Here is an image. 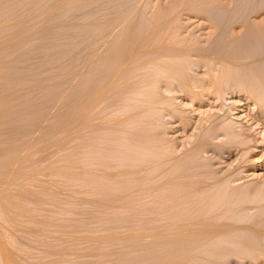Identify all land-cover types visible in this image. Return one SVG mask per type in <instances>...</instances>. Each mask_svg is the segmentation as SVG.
<instances>
[{"label":"rangeland","instance_id":"obj_1","mask_svg":"<svg viewBox=\"0 0 264 264\" xmlns=\"http://www.w3.org/2000/svg\"><path fill=\"white\" fill-rule=\"evenodd\" d=\"M88 1L43 0L35 13L13 16L4 11L5 3L18 2L20 9L24 4H31V0H0V264H181L178 251L172 252L170 244L165 243V239L171 237L170 226L166 230L162 224L166 217L172 216L170 219L174 220L186 189L198 188L199 180L211 181L210 174L196 171L192 165L199 170H211L226 183L230 178L231 186L250 183L264 186V39L261 40V35L259 40L263 43L257 41L260 45L233 41L251 32L241 29L244 22L243 25L237 23L242 13L248 15L255 10L251 16L262 15L264 5L258 2L261 7L254 5L253 9V2L251 6L248 0L244 1L252 10L248 7L250 11L244 13L242 9L247 4L244 7L240 5L244 3H240L243 7L240 15L237 2L233 4L237 9L234 13L232 0H220L221 3L217 0L220 6L232 5L234 12L227 8L226 15L230 22L237 23L233 29L231 24L224 23V20L230 23L224 13H221L223 20L217 13L209 18L200 14L196 5L197 13L185 10L189 0L187 3L185 0ZM165 1L170 2L169 5ZM79 3L84 8L79 7ZM74 6H78L79 11L82 8L81 12H72ZM54 16L57 19L54 30L60 37L42 42L37 29L45 25L48 17ZM250 18H246L245 24ZM68 25H73V30H67ZM83 30L110 31L97 37L100 42L95 39L89 49L83 47L79 57L74 55L75 60L66 58L72 33L75 38ZM231 31L232 46L229 40V44L222 45V37ZM130 32L134 40L128 39ZM111 40L127 44L133 52L126 48L129 51L123 52L124 57L121 56L108 75L97 80L85 75L84 60L89 50L93 49L89 55L93 53L97 57ZM198 44L202 51H191V47ZM162 45L166 56L162 55ZM181 46L180 50L185 52L175 55V50ZM132 54L138 56L132 58ZM200 56L212 64L209 62L208 68L188 65L187 69L185 62L190 64L192 59L191 64L196 63ZM175 66L185 69L176 72L177 80L182 77L183 84L181 80L173 82L176 77L171 71H176ZM185 71L188 76L194 74L196 82L191 77L185 78ZM240 74L244 77L240 78ZM211 75L213 82L208 79ZM162 76L167 79L163 81ZM198 77L200 81L202 77L204 88L197 82ZM228 79L244 83L241 88L230 84L224 90L223 84ZM187 88L196 94L192 95L191 90L188 93ZM214 124L231 129L224 128L226 134L222 129H209ZM144 125L148 129L144 127L143 132ZM196 144L201 147L199 152L193 158L184 157ZM143 152L147 163L141 158ZM177 158H183L181 163L165 172V164L172 165ZM174 176L181 184L162 186L164 177ZM189 176L198 183L185 185ZM202 200L206 202L203 197ZM246 211L256 212L255 208ZM178 214L179 211L177 217ZM175 220L171 227L174 231V223L176 226L178 223ZM162 231H169V235L165 238ZM236 233L247 236L255 244L260 237L243 230ZM162 234L163 246H169L168 250L165 247L162 251ZM260 248L259 256L246 252L248 256L241 264H264V241ZM233 259H229L228 264H238Z\"/></svg>","mask_w":264,"mask_h":264},{"label":"bare ground","instance_id":"obj_2","mask_svg":"<svg viewBox=\"0 0 264 264\" xmlns=\"http://www.w3.org/2000/svg\"><path fill=\"white\" fill-rule=\"evenodd\" d=\"M28 1H30V0H26V2H28ZM43 0H31V4H24L23 5V8H20L19 9V7H20V5H19V3L18 2H7V3H5L4 4V7H3V9H4V11L7 13V14H10V15H13V16H15L16 14H25V13H28V12H31L32 11V13H35L34 11H35V9H38V6H39V4L42 2ZM88 1V0H87ZM89 1H91V0H89ZM88 1V2H89ZM181 1V0H180ZM180 1H179V3H180ZM190 1V4H188L187 5V9H185V10H189L190 12H192V10L193 11H195V10H197L196 9V6L198 7L199 6V12H200V14L201 13H203L204 15H206V17H212L211 15L212 14H214V13H217V15H220V18H221V15L224 13V15H226V12L228 11V9H231L230 7H232V5L234 4V2L236 3H238L237 4V9H238V13H239V10H240V15H241V8H243L242 6H244L245 7V4H247L246 2L244 3V1H247V0H232L231 2H232V5L231 6H229V8H228V6H226V3L223 5H221L220 6V0H213V1H211V0H189ZM222 1V0H221ZM224 1V0H223ZM228 1H230V0H228ZM23 3H24V1H22ZM25 2V3H26ZM166 2V1H165ZM185 2L187 3L188 2V0L186 1L185 0ZM216 2H218V3H216ZM225 2V1H224ZM248 3H250V5L251 4H253V9L255 8V6H257V5H259L260 3L262 4V6L264 5V1L263 0H248L247 1ZM253 2V3H252ZM255 2H257L256 4H255ZM258 2H259V4H258ZM167 3V2H166ZM165 3V4H166ZM169 3L170 2H168L167 4L169 5ZM176 3L178 4V2L176 1ZM240 3H244V4H240ZM83 4V3H82ZM163 4V3H162ZM176 4V5H177ZM239 4L240 5H242V6H239ZM79 7H82V8H84L82 5H81V3H79ZM180 5V4H179ZM182 5L183 6H185L186 7V4L184 5V3H182ZM181 5V6H182ZM196 5V6H195ZM250 5H248L247 4V7H245L244 8V10L242 9V11L245 13V10H248V11H250V9H251V7H250ZM255 5V6H254ZM164 6V5H163ZM174 6V5H173ZM195 6V7H194ZM234 6V8L236 9V5H233ZM252 6V5H251ZM79 7L77 6H74V8L72 9V12H74V13H78V11H79ZM248 7H250V9H248ZM261 6L259 5V8H260ZM82 8L80 9V11L79 12H81V10H82ZM179 8V7H178ZM194 8V9H193ZM228 8V9H227ZM263 8V7H262ZM237 9L236 10H230L231 12H234V13H237ZM167 10L169 11V8H167ZM173 10V9H172ZM183 10H184V7H183ZM252 10V9H251ZM262 10V9H261ZM181 11V10H180ZM253 11V10H252ZM252 11H251V13L250 12H248V13H250V14H248L247 15V12H246V15H244L243 13H242V15H241V17L243 18V20H242V22H241V19H240V21H239V18H238V21H237V23H241L240 25H243V22H244V25L243 26H240L241 27V29H244V30H247V31H250L251 30V32H249L247 35H245V36H242L241 35V37H239L238 36V38L236 37V39L234 38L233 39V41L235 40L236 41V43H238V44H255V42L257 43V41H263V35H264V14H262V15H257L256 14V16L254 17V15L253 16H251V14H252ZM257 11V10H256ZM182 12H184V11H182ZM196 12V11H195ZM194 12V13H195ZM254 12H255V10L253 11V14H254ZM258 12H259V10H258ZM261 12V11H260ZM165 13H166V11H165ZM172 13V12H171ZM197 13V12H196ZM220 13V14H219ZM222 13V14H221ZM163 14H164V12H163ZM168 14V13H167ZM192 14H193V12H192ZM232 14V13H231ZM177 15H180V14H178L177 13ZM181 15H182V13H181ZM188 15H189V13H188ZM232 15H234V14H232ZM244 15V16H243ZM223 16V15H222ZM227 16V15H226ZM238 17L237 15H234V17ZM246 16V18L248 17V18H250V16H251V18H250V21H247V23L248 24H245V21L247 20L246 18H245V20H244V17ZM182 17V16H181ZM225 17V16H224ZM166 18H167V16H166ZM227 18H228V20H229V22H230V20L231 19H229V17L227 16ZM230 18H232V16L230 17ZM56 19V17L54 16V17H48L47 18V22L45 23V25L43 26V27H39V29H37V30H40V40L42 41V42H52V40H56V39H59L58 37H60V34L56 31V30H54V28H56L55 26V24L57 23V19ZM165 19V18H164ZM173 19V18H172ZM221 19H223V17L221 18ZM224 20V19H223ZM223 20H222V22H223ZM55 21H56V23H55ZM170 21H171V19H170ZM221 21V20H220ZM226 21H227V19H226ZM234 22V23H233ZM224 23H227L229 26H230V24H231V26L230 27H233V29L236 27V25H237V23L235 22V20H233V21H231L230 23H228V21L227 22H225V20H224ZM165 26H166V24H164ZM163 25V26H164ZM169 25V24H168ZM233 25H235V27L233 26ZM239 25V24H238ZM212 26H214V25H212ZM215 27H217L216 26V24H215ZM240 27H238V28H240ZM67 30H73V25H68L67 26ZM77 30V29H76ZM238 30V29H237ZM252 30H253V32H252ZM108 30H87V31H85V30H83L81 33H78V35L77 36H75V38H74V36H73V33H72V38H71V36L69 37V38H71V40H69L68 42H67V47H66V51H65V55H66V58L68 57V59L70 58V59H74L75 60V58H77L76 56L78 55V54H80V50L81 49H83V47H85L84 49H86V46H87V48H88V46L89 47H91V46H94V42H95V39H98L97 37H100V35L101 36H103L105 33L107 34L108 32H107ZM112 31V30H111ZM231 33H233L232 31L229 33L228 32V34L227 35H225L224 37H222V39H221V41L220 42H222V45L224 44V43H228L230 40V34ZM113 34V33H112ZM114 34H115V31H114ZM121 34V33H120ZM243 34V33H242ZM245 34V33H244ZM74 35H76V34H74ZM109 35V34H108ZM119 35V34H118ZM133 35V32L131 33H128V35H127V37H128V39L129 38H131L130 36H132ZM232 35V34H231ZM261 35H262V37H261ZM112 36V35H111ZM135 36H137V35H135ZM134 36V37H135ZM227 36H228V38H227ZM77 37H79V39L77 38ZM261 37V40H259V38ZM101 38V37H100ZM108 38H109V36H108ZM133 38V37H132ZM131 38V39H132ZM137 38H138V36H137ZM241 38V39H240ZM51 39V40H50ZM111 39V38H110ZM131 39H130V41H131ZM240 39V41L238 42L237 40H239ZM67 40H68V38H67ZM99 40V39H98ZM98 40H97V43H98ZM102 40V39H101ZM114 40V39H113ZM132 40H134V39H132ZM139 40V39H138ZM227 40V41H226ZM229 40V41H228ZM92 41V42H91ZM260 42L261 44L263 43V42ZM99 42H100V40H99ZM129 42V41H128ZM135 42H136V38H135ZM134 42V43H135ZM174 42V41H173ZM219 42V41H218ZM92 43V44H91ZM109 45H107L106 43V45H107V48L103 51V53L101 52L100 53V55H98L97 57L95 56L94 57V54L93 53H91L90 55H89V53L91 52V51H93V49H91V50H89L90 52L88 53V57L86 58V60H84V62H85V64H84V67H85V72H83V73H85V75H89V77H91V78H93L94 80H97V79H99L101 76H103V75H108L109 73H110V71L111 70H113V68H115L117 65H118V63H119V59L121 58V56L123 55V52H124V54H126V51H127V49L126 48H128L127 47V44H125V43H123V44H125V45H122V44H120V43H118L117 41L116 42H114V41H112L111 40V42L109 41ZM131 43H132V41H131ZM166 43V42H165ZM177 43V42H176ZM229 43H231V41L229 42ZM228 43V44H229ZM260 43H257V44H259L260 45ZM139 44V43H138ZM218 44V43H217ZM264 44V43H263ZM91 45V46H90ZM98 44H96L95 46H97ZM100 45V44H99ZM98 45V46H99ZM136 45V44H135ZM178 45V44H177ZM133 46V45H132ZM140 47H141V45H139ZM167 46V45H166ZM186 46V45H185ZM195 46V45H194ZM231 46H232V43H231ZM95 48V47H94ZM104 48V47H103ZM142 48V47H141ZM165 48V47H164ZM182 48V46L180 47V48H178L177 47V51L175 50V55L177 54V52H179L180 54H181V52H185V50H180ZM205 48V47H204ZM89 49V48H88ZM101 49H102V47H101ZM126 49V50H125ZM131 49H133L134 50V47L132 48L131 47ZM140 49V48H139ZM189 49H190V47H189ZM202 46L200 47V45L198 44V46H196V47H191V51H202ZM129 50H130V47H129ZM128 50V51H129ZM127 51V52H128ZM131 51V50H130ZM142 51H144V50H142ZM141 51V52H142ZM169 51H171V50H169ZM187 51V50H186ZM189 51V50H188ZM190 51V52H191ZM73 52H75L74 54H73ZM78 52V53H77ZM133 51H131L130 53H132ZM137 52V51H136ZM136 52L134 51V53L136 54ZM172 52H174L173 50H172ZM129 53V54H130ZM165 52H164V50H163V45H162V55L164 54ZM203 53H204V51H203ZM76 54V56H74ZM128 53H127V56L126 57H129L128 55H129ZM172 54V53H171ZM81 55V54H80ZM87 55V54H86ZM86 55H85V57H86ZM165 56H166V54H164ZM173 55V54H172ZM174 55V56H175ZM132 56V58L133 57H135L136 55H134L133 56V54L132 55H130V57ZM138 56V55H137ZM136 56V57H137ZM178 56V55H177ZM221 56V55H220ZM78 57H79V55H78ZM82 57V56H81ZM84 57V56H83ZM122 57H124V56H122ZM201 57V56H200ZM158 58V57H157ZM128 59H130V58H128ZM128 59H126V62H129L130 63V61H128ZM164 59H165V57H164ZM211 59V57L209 58V60ZM224 59V58H223ZM222 59V60H223ZM133 60V59H132ZM145 60H146V62H147V59L145 58ZM224 60H227V59H224ZM133 61H135V60H133ZM155 61H156V58H155ZM176 61V60H175ZM178 61V60H177ZM183 61V60H182ZM70 63H71V60L69 61ZM141 62V61H140ZM152 62V65L154 66V64H153V62L154 61H151ZM209 62H211V61H208L207 59H205V58H200L196 63H194L193 62V64H191L192 63V59H191V63L190 64H187V62H185L186 63V66H187V69H188V65H190L192 68H193V65L195 64V66L194 67H197V65L196 64H200V66L201 65H204V66H206L207 68H208V66L210 65V63ZM220 62H223V61H221V59H220ZM46 63V62H45ZM131 63H132V61H131ZM130 63V64H131ZM138 63V62H137ZM142 63V62H141ZM150 63V62H149ZM181 63V62H180ZM143 64V63H142ZM142 64H141V66H142ZM157 64H159V62L157 63ZM211 64H212V62H211ZM69 65V64H68ZM128 65V64H127ZM132 65H133V63H132ZM132 65H131V67H132ZM135 65V64H134ZM144 65V64H143ZM151 65V64H150ZM180 65V64H179ZM247 65V64H246ZM120 66V65H119ZM136 66H138V65H136ZM136 66H135V68H136ZM140 66V67H141ZM152 66V67H153ZM156 66V65H155ZM159 66L161 67V64H159ZM159 66H156V67H159ZM248 66V65H247ZM246 66V67H247ZM251 66H252V64H251ZM130 67V66H129ZM130 67V68H131ZM143 67V66H142ZM176 68L174 69V70H176V71H171L172 73H173V76L174 77H176V79H173V82H174V80L175 81H180V83H182L183 84V82L184 81H182L183 79H181L180 78V80L178 79L177 80V76L178 75H176V72L178 71V73H179V70H181L180 72H182V68L184 67V65H183V67L182 68H180V69H178V67L179 66H175ZM191 67L189 68V69H191ZM127 68H128V66H127ZM129 68V69H130ZM144 68H145V66H144ZM143 68V69H144ZM155 68V67H154ZM164 68V67H163ZM170 68V67H169ZM184 68H186V67H184ZM183 68V71L185 70ZM138 69V68H137ZM165 69V71H166V68H164ZM168 69V68H167ZM196 69V68H195ZM258 69H259V67H258ZM120 70L122 71V68H120ZM147 70V69H146ZM251 70V69H250ZM256 70V69H255ZM124 71V70H123ZM141 71H142V69H141ZM145 71V69L143 70V72ZM156 71H157V69H156ZM159 71V70H158ZM186 71H188L189 72V70H186ZM185 71V72H186ZM192 71V70H191ZM254 71V70H253ZM150 72V71H149ZM153 72V71H152ZM155 72V71H154ZM168 72H169V69H168ZM137 73V72H136ZM140 73V72H139ZM163 73H164V70H163ZM170 73V72H169ZM174 73H175V75H174ZM187 73V72H186ZM143 74V73H142ZM147 74V73H146ZM188 74L189 73H187L186 75V77L185 78H187L188 79V77H191L192 79H193V77H195V75L193 74V76H188ZM158 75V74H157ZM184 75V74H183ZM137 76H139V75H137ZM144 76V75H143ZM150 76V75H149ZM148 76V77H149ZM166 76H167V74H166ZM185 76V75H184ZM241 76H242V78L244 77L243 76V74H240V78H241ZM133 77V76H132ZM151 77V76H150ZM163 77V81H165L164 80V76H162ZM179 77V76H178ZM211 77L212 78H208L209 80L211 79H213V76L211 75ZM237 77V76H236ZM239 77V76H238ZM134 78V77H133ZM157 78V77H156ZM170 78H171V76H170ZM197 78V77H196ZM206 78V77H205ZM135 79H136V77H135ZM145 79V78H144ZM155 79V77L153 78V80ZM187 79H186V81H187ZM238 79V78H237ZM146 80V79H145ZM145 80H143V81H145ZM156 81H157V79H155ZM170 80V79H169ZM171 80H172V78H171ZM185 80V79H184ZM190 80V79H189ZM193 80H195L194 82H196V80L197 79H193ZM207 80V79H206ZM214 80V79H213ZM213 80H212V82H213ZM218 79H216V81H217ZM244 80V79H243ZM263 80V79H262ZM124 81V80H123ZM148 80H146V82H147ZM162 81V82H163ZM186 81H185V83H186ZM203 81H204V79H203ZM264 81V80H263ZM130 82V81H129ZM154 82V81H153ZM162 82H160V84H162ZM193 82V83H194ZM197 82H202V77H201V81H200V79H199V77H198V81ZM205 82V81H204ZM242 81H240V80H238V82L237 81H235V80H227V82L225 81V83L223 84L224 86L222 87V89H224L225 90V88H226V90H227V86H230V84H231V86H232V84L234 85H236L237 87H239V88H241L242 87V85H243V83H241ZM88 83V82H87ZM124 83V82H123ZM132 83V82H131ZM138 83H141V81H139ZM149 83V82H148ZM148 83H146L147 85H148ZM159 83V82H158ZM175 83V82H174ZM208 83V82H207ZM211 83V82H210ZM209 83V84H210ZM164 84H165V82H164ZM166 84H167V82H166ZM165 84V85H166ZM177 84V83H176ZM175 84V85H176ZM190 84V83H189ZM195 84V83H194ZM126 85H129V83H126ZM145 85V84H144ZM150 85V84H149ZM174 85V86H175ZM179 84H177V86H178ZM181 85V84H180ZM196 85H200L199 83H197ZM203 85H204V83H203ZM202 85V83H201V86H203ZM211 85H212V83H211ZM234 85V86H235ZM130 86V85H129ZM135 86V85H134ZM163 86V85H162ZM213 86V85H212ZM216 86V89L218 88V85H215ZM233 86V87H234ZM123 87V86H122ZM137 87V86H136ZM136 87H135V89H136ZM183 87V86H182ZM186 87H187V85H186ZM186 87H184V88H186ZM120 88V87H119ZM123 88H125V87H123ZM123 88H122V90H123ZM143 88V87H142ZM149 88H151V87H149ZM174 88V87H173ZM203 88H204V86H203ZM220 88V87H219ZM121 89V88H120ZM139 89H141V88H139ZM155 89V88H154ZM176 89V88H175ZM174 89V90H175ZM190 89V88H189ZM215 89V88H214ZM101 90V89H100ZM147 90V89H146ZM144 91V92H146V94H147V91ZM151 90V89H150ZM187 90H188V88H187ZM191 91L193 90V89H190ZM190 90H188L187 92L189 93L190 92ZM194 90H195V88H194ZM219 90V89H218ZM156 91H157V89H156ZM179 91H180V89H179ZM186 91V90H185ZM154 92V91H153ZM177 92V91H176ZM194 91H192V95L194 94H196V91L193 93ZM198 92V91H197ZM214 92V91H213ZM219 92H220V90H219ZM221 92H222V90H221ZM184 93V92H183ZM264 93V92H263ZM138 93H136V95H137ZM191 94V93H190ZM201 94H203V93H201ZM121 95H122V93H121ZM139 95H143V94H139ZM163 95V94H162ZM189 95V94H188ZM109 96V95H108ZM123 96V95H122ZM127 96V95H126ZM134 96V95H133ZM200 96V95H199ZM198 96V97H199ZM259 96V95H258ZM129 97L131 98V96H130V94H129ZM134 97H136V96H134ZM166 97H167V95H166ZM197 97V98H198ZM103 98V97H102ZM143 98V97H142ZM163 98V97H162ZM200 98V97H199ZM98 99V98H97ZM124 99H125V97H124ZM169 99H170V97H169ZM127 100V99H126ZM163 100V99H162ZM171 100V99H170ZM89 101V100H88ZM101 101V103H102V99L100 100ZM129 101V100H128ZM127 101V102H128ZM142 101H143V99H142ZM94 102V101H93ZM145 102H146V100H145ZM144 102V103H145ZM96 103V102H95ZM97 103H98V101H97ZM129 103H130V105H131V102L129 101ZM137 103V102H136ZM99 104H100V102H99ZM132 104H134V103H132ZM162 104H163V101H162ZM138 105V104H137ZM147 104H145V106H146ZM150 105V104H149ZM167 105V104H166ZM99 106V105H98ZM163 106H164V104H163ZM132 107V106H131ZM148 108H149V106H147ZM161 107V106H160ZM165 107V106H164ZM146 108V107H145ZM166 108V107H165ZM100 109V108H99ZM97 110V109H96ZM169 110V109H168ZM173 110V109H172ZM139 111V110H138ZM146 112V111H145ZM96 113H97V111H96ZM98 113H99V111H98ZM144 113V112H143ZM170 113V112H169ZM127 114H128V112H127ZM138 114V113H137ZM147 114V113H146ZM174 113H172V115H173ZM134 115H136L135 113H134ZM95 116V115H94ZM133 116V115H132ZM142 116V115H141ZM147 116V115H146ZM96 117H98V116H96ZM154 116H152L151 118H153ZM159 117V116H158ZM124 118H127L126 116L124 117ZM140 118V117H139ZM163 118V117H162ZM156 119V118H155ZM144 120H145V118H144ZM144 120H142V122L144 121ZM153 120V119H152ZM186 121V120H185ZM184 121V122H185ZM214 121H216V120H214ZM220 121V120H219ZM144 122H147V121H144ZM138 123V122H137ZM151 123V122H150ZM186 123V122H185ZM212 123H213V121H212ZM147 124V123H146ZM160 124H161V122H160ZM201 124H203V123H201ZM205 124V123H204ZM207 124V123H206ZM226 124V123H225ZM162 125V124H161ZM156 126V125H155ZM214 126H215V124H214ZM214 126H212L213 128H209V129H224L221 125H218V124H216V126L214 127ZM144 127H145V125L143 126V129H142V131L144 132L145 130H144ZM158 127H159V125H158ZM158 127H155V128H158ZM200 127V126H199ZM205 127H206V125H205ZM231 127H233L234 128V126H231ZM133 128H134V126H133ZM146 128V127H145ZM154 128V129H155ZM146 129H148V128H146ZM149 129H150V127H149ZM152 129V128H151ZM162 129V128H161ZM167 129V128H166ZM201 129V128H200ZM229 129H231V128H229ZM229 129H227V128H225V130H229ZM153 130V129H152ZM208 130V129H207ZM218 130V131H219ZM125 131V130H124ZM142 131H140V133L142 132ZM150 131V130H149ZM159 131V130H158ZM230 131H232L233 132V130H230ZM229 131V132H230ZM122 132V131H121ZM217 132V131H216ZM232 132H230L231 134H232ZM139 133V132H138ZM165 133V132H164ZM212 133V132H211ZM223 133L224 134H226V132H224V130H223ZM228 133V132H227ZM119 134H121L120 132H119ZM128 134V133H127ZM135 134V133H134ZM142 134V133H141ZM147 134V133H146ZM236 134V133H235ZM138 135V134H137ZM140 135V134H139ZM228 135H229V133H228ZM228 135H227V137H228ZM122 136V135H121ZM124 136V135H123ZM125 136H126V134H125ZM142 136V135H141ZM140 136V137H141ZM144 136H146L145 135V133H144ZM166 136V135H165ZM202 136V135H201ZM120 137V136H119ZM232 137V136H231ZM128 138V137H127ZM131 138V137H130ZM200 138V137H199ZM229 138V137H228ZM137 139V138H136ZM142 139H143V136H142ZM144 139H145V137H144ZM148 139V138H147ZM146 139V140H147ZM165 139V138H164ZM163 139V140H164ZM149 140V139H148ZM162 140V141H163ZM200 140V139H199ZM201 140H203L204 141V139H201ZM226 140V139H225ZM232 140H233V137L231 138V142H232ZM134 141H135V139H134ZM137 141V140H136ZM234 141V140H233ZM128 142V141H127ZM153 142V141H152ZM167 142V141H166ZM169 142V141H168ZM213 142V141H212ZM237 142V141H236ZM236 142H235V144H236ZM126 143V142H125ZM165 143V142H164ZM200 143H203V142H200ZM204 143H205V141H204ZM220 143V142H219ZM230 143V142H229ZM234 142H232L231 143V145L233 144ZM143 144H145V142H143ZM154 144H155V141H154ZM237 144H238V142H237ZM236 144V145H237ZM127 145V144H126ZM157 145V144H156ZM155 145V146H156ZM197 146H195L194 147V149H192V150H190V152L191 153H189V154H185L184 155V157H186V158H193L194 157V155H196L197 154V152H199V148H201L200 146H199V144H196ZM201 145H203V144H201ZM226 145L228 146L229 144H227V142H226ZM248 145V144H247ZM247 145L245 146L246 148H247ZM137 146V145H136ZM147 146V145H146ZM164 146V145H163ZM221 146V145H220ZM249 146V145H248ZM128 148V147H127ZM132 148H134L133 146H132ZM142 148V147H141ZM140 148V149H141ZM149 148V147H148ZM230 148V147H229ZM237 148V147H236ZM249 148V147H248ZM121 149V148H120ZM126 149V148H125ZM143 149H145V147L143 148ZM163 149V148H162ZM165 149V148H164ZM130 150H131V148H130ZM134 150H136V149H134ZM142 150V149H141ZM119 151V150H118ZM127 151V150H126ZM166 151V150H165ZM200 151H201V149H200ZM125 152V151H124ZM123 151H122V153H124ZM133 153V152H132ZM141 153V151L139 152V154ZM147 155V154H146ZM126 156V155H125ZM136 156V155H135ZM138 156V155H137ZM142 157L141 158H143L144 157V152H143V155H141ZM148 156V155H147ZM139 157V156H138ZM149 157V156H148ZM172 157V156H171ZM170 157V158H171ZM120 158L122 159V155L120 156ZM127 158V157H126ZM126 158H125V160H126ZM150 159V158H149ZM163 159V158H162ZM182 159L183 158H177V159H175V160H173L174 161V164H173V162H172V165H170L171 163H166V160H167V158H166V160H165V162L164 163H166L165 164V172H166V170L167 169H169V168H171V166H173V165H175L176 163H178V162H180V161H182ZM128 160H129V157H128ZM132 160H133V158H132ZM139 160V159H138ZM142 160H144V158L142 159ZM147 160V159H146ZM153 160V159H152ZM117 161V160H116ZM122 161H123V159H122ZM121 161V162H122ZM145 161V160H144ZM154 161V160H153ZM162 161V160H161ZM161 161H160V164H161ZM118 162H119V159H118ZM140 163H141V160L139 161ZM143 162V161H142ZM146 162V161H145ZM155 162V161H154ZM159 162V161H158ZM167 162H169V160L167 161ZM147 163V162H146ZM181 163V162H180ZM183 164L185 163V162H182ZM128 164H129V162H128ZM150 164H153V162L151 163L150 162ZM125 165V164H124ZM162 167L161 168H163L164 167V164H163V162H162ZM170 165V166H169ZM116 166V165H115ZM114 166V167H115ZM160 166V165H159ZM196 165H192L191 167H194L195 169H196V171H200L201 173H206V174H210V179H211V181L209 182V181H207V182H205V181H200L199 180V187L198 188H196V186H195V188H192V189H190V190H188V189H186L184 192H181V194L182 193H184V196H183V198H182V201H181V203H179L178 204V207H179V209L180 210H176V212L178 213V211H179V214H178V217H177V213L175 212V214L176 215H174L173 214V212H172V214L174 215V220H175V218H176V222H178L177 223V226H176V224L174 223V225H175V228H176V232L177 233H174L175 231H174V228H171L172 226H173V222L172 221H174V220H172L171 221V217L172 216H169V217H166V215H167V213H166V215H165V217L167 218V220L165 219V217H164V219L166 220V222L164 223L163 222V224H162V226L164 225V227H166L165 229L167 230V228H168V226H170V229L172 230H170L169 228V231L170 232H172V233H174V235H172V233L170 234V236L171 237H168L167 239H165L166 240V242L165 243H168L167 245H169L170 244V247L169 246H163V245H165L164 244V240H163V234H162V251H163V249H165V247H167V250L170 248V249H172V252L175 250V253H176V250L178 251V254H179V262L181 263V264H228L229 263V259H231V258H235V262H237L238 264H241V263H243V260H244V257H246V256H248V255H250V254H258V256L260 255V253H258L259 252V250H260V252H261V249L262 248H260L261 247V245H262V242L264 241V186H260V184H247V185H244V186H242V185H240V186H231L228 182H229V179L227 180V179H225V180H227V183L225 182V181H223V179H221L220 180V177H218V176H215L214 175V173H211V170H207L206 171V169H205V171H203V170H199L198 168H196L195 167ZM116 168V167H115ZM135 168V167H134ZM121 169H122V167H121ZM194 169V170H195ZM124 170V169H123ZM163 170H164V168H163ZM118 172L117 173H119L120 171L119 170H117ZM142 171V170H141ZM126 172V171H125ZM128 172V171H127ZM143 172V171H142ZM213 172V171H212ZM132 173V172H131ZM193 173V172H192ZM134 174V173H133ZM165 173L163 172V175H164ZM190 174V173H189ZM136 175V174H135ZM188 176V175H187ZM138 177V176H137ZM170 177V176H169ZM184 177V176H183ZM228 177V176H227ZM139 178V177H138ZM222 178V177H221ZM163 180V182H162V186H167V185H170V184H172V183H175V184H177V182H180L181 180H179V178L177 177V176H174V177H171L170 179H168V178H166L165 179V177H164V179H162ZM183 183V182H182ZM187 183H190L189 185H196L198 182H194V180H192L191 179V177L189 176V179L188 180H186L185 181V185L187 184ZM179 184H181V182L179 183ZM188 185V186H189ZM184 186V185H183ZM179 194H180V192H179ZM180 196V195H179ZM202 197L203 198H205V200H206V202H204L203 200H202ZM179 198V197H178ZM177 198V199H178ZM179 200H181V199H179ZM166 201V200H165ZM174 203V202H173ZM176 204H177V201H176ZM164 205H166V202H165V204ZM170 206V205H169ZM163 207V209H164V206H162ZM168 207V206H167ZM172 207H174V206H172ZM170 208L171 207H169L168 209L170 210ZM175 208V207H174ZM247 208H255V210H256V212L255 211H253V213H251V212H249V211H246L247 210ZM168 209H167V211H168ZM176 209H178V208H176ZM261 210V211H260ZM173 211V210H172ZM164 212H165V210H164ZM162 213H163V211H162ZM169 214V213H168ZM171 214V213H170ZM178 219V220H177ZM256 224H258V225H256ZM163 229V228H162ZM238 230H243V232H247V233H254L255 235H258V236H260V237H258V239L259 240H257L258 241V243H256L255 244V242H252L247 236H245V235H239L238 233H236V235H235V232H237ZM169 231H168V233L166 232V231H164L165 232V234H166V236H165V234H164V237L166 238L167 237V234L169 235ZM163 231H162V233H164ZM246 233V234H247ZM251 233V234H252ZM262 237V238H261ZM263 247V246H262ZM262 251H264V248H263V250ZM246 252L248 253V255L246 254ZM171 255V254H170ZM251 256V255H250ZM167 258L169 257V255L168 256H166ZM173 257L175 258V255H174V253H173ZM178 257V256H177ZM243 257V258H242ZM255 257V256H254ZM162 258H163V256H162ZM171 258V257H170ZM166 259V258H165ZM238 259V260H237ZM168 260H170V259H168ZM171 260H172V258H171ZM174 260V259H173ZM166 261V263H167V260H165ZM170 262V261H169ZM165 262H163V264H164ZM173 263H174V261H173ZM176 263V262H175Z\"/></svg>","mask_w":264,"mask_h":264}]
</instances>
